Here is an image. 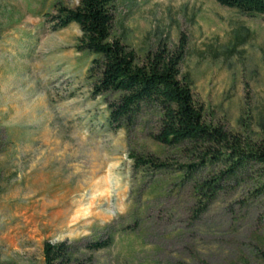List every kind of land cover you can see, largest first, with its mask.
Listing matches in <instances>:
<instances>
[{"label":"rangeland","instance_id":"obj_1","mask_svg":"<svg viewBox=\"0 0 264 264\" xmlns=\"http://www.w3.org/2000/svg\"><path fill=\"white\" fill-rule=\"evenodd\" d=\"M56 3L77 2L0 0V264H43L45 241H67L83 264H264L253 238L264 237V199L227 182L200 210L193 186L209 169L189 175L181 150L153 141L151 109L110 132L90 96L92 57L74 49L78 27L50 30ZM114 19L140 56L184 32L180 70L207 120L241 131L243 118L264 137L263 16L214 0H118ZM130 154L166 169L135 171ZM107 237V249L83 250Z\"/></svg>","mask_w":264,"mask_h":264},{"label":"trees","instance_id":"obj_2","mask_svg":"<svg viewBox=\"0 0 264 264\" xmlns=\"http://www.w3.org/2000/svg\"><path fill=\"white\" fill-rule=\"evenodd\" d=\"M220 6L248 16L264 17V0H214ZM74 7L53 5L46 14L52 32L71 24L80 35L74 49L92 57L86 71L91 98H102L110 132H130L146 109L156 112L158 126L153 141L177 148L189 159L180 168L189 175L209 169L206 177L195 181L193 196L202 210L221 193L224 183L250 184L251 199H264V137L252 135L244 119L241 131H228L221 123L206 118L203 105L192 91L187 75L181 73L187 39L178 34L175 44L159 41L155 48L138 55L122 42L114 30V11L118 0H76ZM135 171L164 170L157 159L130 154ZM188 175H186L187 177ZM191 178V177H190ZM249 203L244 201L241 206ZM257 256L264 261V237L254 236ZM109 237L84 246L87 252L107 249ZM43 264H83V255L67 241H45Z\"/></svg>","mask_w":264,"mask_h":264}]
</instances>
